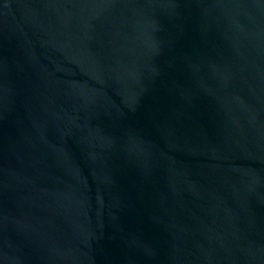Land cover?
<instances>
[{"label": "water", "instance_id": "95a60500", "mask_svg": "<svg viewBox=\"0 0 264 264\" xmlns=\"http://www.w3.org/2000/svg\"><path fill=\"white\" fill-rule=\"evenodd\" d=\"M0 264H264V0H0Z\"/></svg>", "mask_w": 264, "mask_h": 264}]
</instances>
